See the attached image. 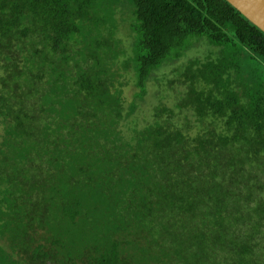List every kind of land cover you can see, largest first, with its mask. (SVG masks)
Wrapping results in <instances>:
<instances>
[{"label": "trees", "instance_id": "16d2710c", "mask_svg": "<svg viewBox=\"0 0 264 264\" xmlns=\"http://www.w3.org/2000/svg\"><path fill=\"white\" fill-rule=\"evenodd\" d=\"M3 70L0 264H264V32L226 0H0Z\"/></svg>", "mask_w": 264, "mask_h": 264}, {"label": "rangeland", "instance_id": "374dc122", "mask_svg": "<svg viewBox=\"0 0 264 264\" xmlns=\"http://www.w3.org/2000/svg\"><path fill=\"white\" fill-rule=\"evenodd\" d=\"M129 19L125 20L124 23H120L118 26V29L116 31V34L114 35V37L118 40H121V44L119 45V48L124 50V54H119V56L117 57V63L122 62L123 60L126 59V56L123 55H129L131 53V41L129 38V35L126 34L128 32L127 29L124 28L125 23H129ZM121 22V21H119ZM127 31V32H126ZM75 47H79L78 45H76ZM212 50V48H210L208 45H205L203 43H199L197 46H194L193 48H191V50H189L185 56H183L176 64H168L165 68L160 69V80L161 78L163 79V77L165 79L164 83H167V80H171L172 78H174L176 76V71L175 69L177 68V66H180V71H183L184 66H187V64L189 63V61H201L204 62L206 59L208 58H214L215 56L210 54V51ZM96 52H89L87 55H91V54H95ZM94 58V57H93ZM89 61H92V58H89ZM11 69V68H10ZM174 69V71H173ZM10 72H6L5 70L1 71L0 77H2L3 79H5L7 82L11 81V77H10ZM122 75L123 77L120 78V81L125 82L124 86H123V97L126 101H130L131 96L135 90L134 85L132 84V81H129L128 76L126 77V75L128 73H125L122 71ZM130 75V74H129ZM183 76L181 75L180 78H182ZM127 81V82H126ZM162 84V81H161ZM164 86V85H162ZM176 86V85H173ZM1 87V84H0ZM157 90V86L155 85H151V90L149 89V93L146 96V100L145 102L142 103L141 106V110L139 111V116L136 117H131L132 120H135L136 123H138L139 125L143 123L142 121V117H145V113L149 111L150 108H152V106L156 105V99L153 95V93H151L150 91H156ZM3 91V89H2ZM0 93H1V89H0ZM4 100L3 97L0 98V111L1 108L4 107ZM168 104L169 107L173 104L172 100H168ZM177 111V110H176ZM2 118V115L1 117ZM124 128V127H123ZM7 138V136L4 133V126L2 123H0V202L3 200V197H1V192L2 189H4L5 187H8L9 184H7V182H2L3 181V177H6L8 172L9 174L11 173L13 167L12 165L16 164L14 163L13 160H11L8 156L9 154H6L5 152H8L7 147L5 146L6 144L5 139ZM19 168L16 164V169ZM18 170V169H17ZM16 170V173H17ZM0 209L1 210H6L8 211V209H6L5 204L4 203H0ZM13 210H16V206L12 207ZM0 210V223L2 221H4V218L2 217V211ZM252 226V224L250 225H246L245 227L242 228V231L245 232L244 230H247L249 233L251 232L250 227ZM258 236L260 237L259 239V243L261 244L264 240V233L261 231V233H258ZM254 241H257V235H255ZM0 250L5 251L6 254V258L8 260H18V258L14 255L13 251L10 250L8 247H6L3 242L0 240Z\"/></svg>", "mask_w": 264, "mask_h": 264}, {"label": "water", "instance_id": "95a60500", "mask_svg": "<svg viewBox=\"0 0 264 264\" xmlns=\"http://www.w3.org/2000/svg\"><path fill=\"white\" fill-rule=\"evenodd\" d=\"M264 32V0H226Z\"/></svg>", "mask_w": 264, "mask_h": 264}]
</instances>
